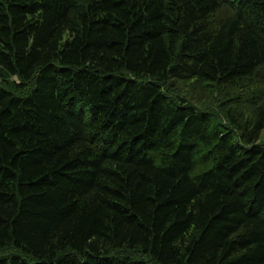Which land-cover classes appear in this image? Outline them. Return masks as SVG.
<instances>
[{"label":"trees","instance_id":"obj_1","mask_svg":"<svg viewBox=\"0 0 264 264\" xmlns=\"http://www.w3.org/2000/svg\"><path fill=\"white\" fill-rule=\"evenodd\" d=\"M0 264H264V0H0Z\"/></svg>","mask_w":264,"mask_h":264}]
</instances>
